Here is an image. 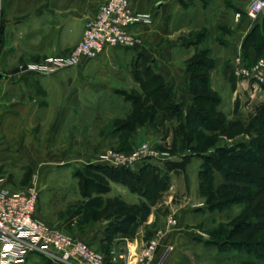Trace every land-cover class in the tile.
Masks as SVG:
<instances>
[{"label": "rangeland", "instance_id": "374dc122", "mask_svg": "<svg viewBox=\"0 0 264 264\" xmlns=\"http://www.w3.org/2000/svg\"><path fill=\"white\" fill-rule=\"evenodd\" d=\"M252 2L247 8L248 17ZM4 4L5 0H0V43L4 33ZM100 5L87 19L83 36L87 22L96 15ZM261 15L263 18L249 41L260 45L259 50L254 52L250 46L244 51L240 49L228 65L230 60L225 58L221 70L226 72L230 81L217 76L214 86L208 81L215 61L211 60L209 64L206 60L198 73L201 80L205 82L206 79L209 85L192 88L194 99L191 102L176 104L171 98V103L167 102L170 106L166 108L167 112H162L166 104H157L154 98L149 97L151 89L162 85L161 79L153 80L156 71L152 68L151 75L149 78L143 76L138 89H130L132 94L126 90L125 97L121 96L116 101L112 93L106 96L114 102V107L106 109L109 123L103 130V134L109 136L108 146L103 154L104 162L94 164L116 166L110 164V151L131 156L147 145L146 154L140 155L137 161L119 166L125 167L120 178L107 176L98 168L90 167L89 162H78L79 165L72 163L46 173V179L41 180L32 174L30 182L24 186L22 181L30 167L8 163L0 167V182L5 188L15 191L35 186L39 192L36 214L51 225L62 226L69 235L91 242L93 249L104 256L132 243L131 237L149 225L152 215L166 219L168 225H175L180 208L205 205L208 214L225 212L226 220L221 222H213L210 215L198 219L201 234L206 238L215 236L220 239L215 250L218 255H234L235 264H264V243L260 247L261 242H258L264 240V136L249 127L257 106L264 103V65L258 70L263 80H259L257 74L237 77L233 70L239 53L250 67L264 60V12L254 21ZM81 40L63 53L24 60L19 69L23 71L30 63L65 55ZM127 71L130 73L131 68ZM109 77L112 81L117 80ZM238 81L245 82V85L239 86ZM112 84L113 87H122L118 83ZM21 90L17 84H6L0 80V114L11 107L13 98H19ZM197 93L207 94L213 99L198 103ZM135 97L142 99L143 104L137 106L133 101ZM141 109L140 117L147 119L139 122L134 112ZM90 113H83L77 131L89 129ZM151 114L155 115L152 120L148 118ZM261 117L264 123V113ZM128 123L131 124L128 126ZM223 125L227 126L224 130L221 129ZM130 138L134 139V146L127 149L125 144ZM208 155L217 157L218 162L207 163L205 158ZM170 160L184 161L185 170H168ZM107 188L110 190L105 192ZM120 225L126 226L121 235L128 239L124 240L125 244L115 247L108 235ZM163 230L156 229L149 242L159 235L161 240ZM148 243L138 249L134 246V249L140 251ZM32 256L30 264H54L37 254Z\"/></svg>", "mask_w": 264, "mask_h": 264}, {"label": "crops", "instance_id": "0c3cea01", "mask_svg": "<svg viewBox=\"0 0 264 264\" xmlns=\"http://www.w3.org/2000/svg\"><path fill=\"white\" fill-rule=\"evenodd\" d=\"M103 1L5 0L0 43V71L4 76L0 80L17 84L22 90L11 107L0 114V167L8 163L25 165L42 180L46 173L72 163H103L109 137L103 134L109 123L106 109L114 107L106 97L109 93L115 101L127 92L132 94L130 89H138L143 76L148 77L146 70L152 68L170 90V99L176 104L191 102L195 73L192 60L206 57L215 61L209 80L213 86L217 76L230 81L221 70L224 59L230 60L228 65L240 49H246L248 35L263 18L261 15L254 21L248 17L251 0H130L135 12L150 17L148 22L130 28L141 40L137 47H108L95 59H84L51 75L19 69L24 60L60 54L76 45L87 19ZM112 83L122 87H113ZM89 111V129L77 131L83 113ZM133 144L130 138L125 148ZM204 206L180 208L175 225L152 215L149 225L128 244L141 248L156 229L164 228L159 252L168 245L174 249L162 264H235L234 255L221 257L215 251L219 238H206L200 233L199 218L210 215L213 222L226 220L224 211L208 214ZM121 234L115 232L109 239L115 247L128 239ZM31 260L32 254L25 263L14 264H30Z\"/></svg>", "mask_w": 264, "mask_h": 264}, {"label": "built area", "instance_id": "2783aa9c", "mask_svg": "<svg viewBox=\"0 0 264 264\" xmlns=\"http://www.w3.org/2000/svg\"><path fill=\"white\" fill-rule=\"evenodd\" d=\"M262 12L264 0H253L249 16L254 20ZM149 20V15L132 9L130 0H106L87 22L83 39L73 50L30 63L22 70L51 75L77 66L84 59H95L108 47H137L141 40L130 28L135 23ZM263 65L264 60L261 59L250 67L239 53L233 70L237 77L257 74L258 79L263 80L258 74ZM146 149L147 145H143L131 156L110 151L108 159L116 166L129 165L146 154ZM38 201L39 192L35 186L15 191L5 188L0 182V264L25 263L31 254L54 264H106V257L93 249L88 241L69 235L58 224L51 225L38 218ZM160 236L153 238L140 251L127 243L125 247L114 250L110 259L122 264H162L174 247L168 245L159 252Z\"/></svg>", "mask_w": 264, "mask_h": 264}, {"label": "trees", "instance_id": "16d2710c", "mask_svg": "<svg viewBox=\"0 0 264 264\" xmlns=\"http://www.w3.org/2000/svg\"><path fill=\"white\" fill-rule=\"evenodd\" d=\"M256 26L255 28L251 31V33L248 35L247 37V47L250 46L251 50L252 51H258L259 48H260V45H256V43H251L250 44V40L251 38L253 37V35L255 34V31H256ZM246 50V49H245ZM244 56H245V53H244ZM209 62V64H211V59H208L206 57H199L197 58L196 60H192V64H194V67H193V70L195 71L194 73V78H193V83H192V88L195 89L197 88L198 86L200 85H204V84H208L207 83V80L205 79V82L203 80H201V75H199L200 73H198V71L201 69V67H204L205 65L203 64L204 62ZM146 75L149 76L151 75V70L148 69L146 70ZM153 80L155 81V79H161L158 75H154L153 77ZM151 78V80H152ZM152 80V82H153ZM209 82V81H208ZM162 85L161 86H164V87H161V86H157L153 89H151L150 93H149V97H152L155 99V103L157 104H166L164 105L165 108L163 109L162 112H167V109L170 107L169 106V103L167 104V102H170V95H171V92L169 89H166L165 88V85L163 83H161ZM209 85V84H208ZM145 87V85H144ZM150 87V85H149ZM192 91V90H191ZM196 95V100L198 103H204V102H209L208 100H212L213 97H210L208 96L207 94H200V93H197L195 94ZM136 98V99H135ZM133 99V101H135L134 103L138 106V105H141L143 104L141 101L142 99H140L139 97H135ZM171 103V102H170ZM167 108V109H166ZM256 112H255V116L252 117V119L249 121V127L258 135L260 136H264V123H263V119H261V114L264 113V103L260 104L257 106L256 108ZM141 111H143V109L137 111V112H134L136 113L134 116H136V119H138V121L142 122L143 120L147 119L146 117L145 118H142L140 117L141 115ZM147 116V115H146ZM155 115L154 114H151V115H148V118H150L151 120L153 119ZM165 116V114H164ZM140 117V118H138ZM131 123H128V126L130 125ZM227 126L226 125H223L221 127L222 130L226 129ZM205 161L207 163H217L218 162V159L217 157H212L211 155H208L206 156L205 158ZM90 167H94V168H98L102 173L106 174L107 176H113L114 178H120V176L122 175L123 171H124V168L125 167H119V166H109L107 164H90L89 165ZM167 168L168 170H174V171H178V170H185L186 168V165L184 163V161L182 160H170L168 163H167ZM148 170V169H147ZM147 172V171H146ZM149 172V171H148ZM31 176H32V169L31 168H28L27 169V173L25 174L24 176V179L22 181V184L24 186H26L29 182H30V179H31ZM107 191H109L110 189L107 188L105 189ZM215 209V208H214ZM126 226H117L114 228L113 231H111L108 235L109 239L113 237V234L115 232H123L125 231V228ZM233 232H236V230H234ZM258 242H261V244L259 243L260 247H263V243H264V240H260ZM257 242V243H258ZM90 243V242H89ZM234 243V241H233ZM92 246V245H91ZM45 259V258H44ZM47 260V259H46ZM48 261V260H47ZM50 262V261H49ZM112 263L111 259H110V254L109 256L106 257V264H110Z\"/></svg>", "mask_w": 264, "mask_h": 264}, {"label": "water", "instance_id": "95a60500", "mask_svg": "<svg viewBox=\"0 0 264 264\" xmlns=\"http://www.w3.org/2000/svg\"><path fill=\"white\" fill-rule=\"evenodd\" d=\"M4 75L0 72V78H2Z\"/></svg>", "mask_w": 264, "mask_h": 264}]
</instances>
